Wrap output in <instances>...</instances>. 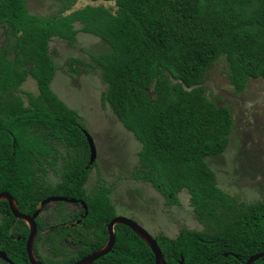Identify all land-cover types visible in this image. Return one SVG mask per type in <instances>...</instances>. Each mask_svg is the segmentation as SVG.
I'll return each instance as SVG.
<instances>
[{
	"label": "trees",
	"instance_id": "1",
	"mask_svg": "<svg viewBox=\"0 0 264 264\" xmlns=\"http://www.w3.org/2000/svg\"><path fill=\"white\" fill-rule=\"evenodd\" d=\"M58 1L64 3L63 14L41 17L29 12L25 0H0V27L13 37L9 47L0 45V193L13 195L26 215L50 194L86 203L88 214L83 208L78 226L83 249L67 264L108 241L107 225L117 215L111 188L101 183L87 193L97 166L87 168V128L51 88L57 72L51 40L73 44L81 31L110 46L94 60L106 84L103 103L141 144L133 177L152 185L171 205L187 192L202 225L182 228L176 237L155 236L166 263L244 264L263 252L264 201H240L220 188L206 162L227 149L233 117L228 107L208 98L204 84L220 57L236 90L264 79V0H89L113 2L115 8L87 5L68 14L79 0ZM28 75L38 94H28L26 104L18 90ZM59 145L66 148L68 162L52 191L46 176L60 172ZM14 222L25 225L7 201H0V249L13 264H30L29 228ZM115 231V246L93 264H155L152 250L131 228L118 224ZM35 251L38 256L37 244ZM0 264L10 263L0 259ZM254 264H264V257Z\"/></svg>",
	"mask_w": 264,
	"mask_h": 264
},
{
	"label": "rangeland",
	"instance_id": "2",
	"mask_svg": "<svg viewBox=\"0 0 264 264\" xmlns=\"http://www.w3.org/2000/svg\"><path fill=\"white\" fill-rule=\"evenodd\" d=\"M25 1L31 14L41 17L63 14L64 3L61 1ZM99 4L115 8L113 2L79 0L65 14ZM74 26L81 28L80 23ZM12 40L9 28L0 27V45L4 43L9 47ZM49 47L57 66L51 88L68 106L78 111L97 147V166L91 170L86 183L87 193L94 192L101 183L106 184L111 188L110 198L117 215L133 219L154 237L160 234L176 237L182 228L202 229L187 192L179 195L178 205H171L152 185L133 177V170L139 164L141 144L123 126L111 107L103 103L106 84L102 70L94 60V57L110 52V46L97 36L80 31L75 43L53 37ZM74 60L78 63L72 65ZM204 87L208 98L219 106L228 107L233 117L227 149L221 155L206 157L207 164L217 174L219 187L240 201H264V79H251L242 91H238L228 78L225 57H220L209 70ZM18 91L27 104L28 94H38L35 79L28 75ZM59 149L63 154L58 164L62 175L68 156L64 146L59 145ZM55 174L50 171L47 177L54 179ZM46 250L43 243H38V256L45 259ZM70 254L68 249L66 258H70ZM57 259L61 261L62 258Z\"/></svg>",
	"mask_w": 264,
	"mask_h": 264
},
{
	"label": "flooded vegetation",
	"instance_id": "3",
	"mask_svg": "<svg viewBox=\"0 0 264 264\" xmlns=\"http://www.w3.org/2000/svg\"><path fill=\"white\" fill-rule=\"evenodd\" d=\"M58 162L61 163L60 160H58ZM61 181L62 175L60 174H55L54 179H49L46 176L45 186L52 188V191H54L57 186L61 184ZM55 196L66 197L63 194H50L45 197V199ZM70 199H75L76 202L51 201L43 206V200H41L38 208L36 209L40 210V213L36 218V223L37 228L38 224L40 223L41 230L39 232L38 229L34 242V249L35 244H37L38 247V243H43L46 246L47 250L45 259L41 258L40 256L38 257L35 253L38 260L43 264H67L68 261L71 262L73 259L79 256L83 249V233L81 230H79L80 227H78L81 225V221L85 216L83 214V206L81 204L82 200L77 198ZM61 203H64V205ZM13 225H18L22 228H25L26 226L28 227L26 223V226L17 222H14ZM29 233L25 238V242H27ZM68 249L71 252L70 258H66ZM53 250H55V252ZM50 254L52 257H50ZM57 258L62 259L61 261H59ZM75 262H72L70 264H73ZM10 264H13V262Z\"/></svg>",
	"mask_w": 264,
	"mask_h": 264
},
{
	"label": "water",
	"instance_id": "4",
	"mask_svg": "<svg viewBox=\"0 0 264 264\" xmlns=\"http://www.w3.org/2000/svg\"><path fill=\"white\" fill-rule=\"evenodd\" d=\"M84 133L86 135L88 146L90 149V160H89V164L87 165V168H89L96 162L98 153H97V147L95 144V140L92 137V135L87 130H85ZM3 200L8 202L10 211L14 215V217L18 220H22L23 222H25L30 229V233H29V236L26 242V252H27L30 264H43L36 257L35 250H34V242H35V238L38 232L36 218L39 215L40 210H36L32 215H26L22 213L19 210L17 200L9 192L0 193V201H3ZM51 201L76 202L75 199H70V198L68 199L66 197H56L55 196V197H49L43 200L42 205L44 206L45 204ZM81 204L83 208L85 209V215H87L88 208H87L86 203L84 201H81ZM118 224L128 226L129 228L133 230V232L137 236H139L141 239L145 241V243L150 247V249L152 250L155 256V264H167L156 238L151 233H149L145 228H143L138 222L134 221L133 219L127 218L125 216H121V215H116L107 225L109 239L106 242V244L102 248L90 253L89 255L83 257L82 259L76 261L73 264H93L95 261L107 255L109 252H111V250L113 249L116 243L115 227ZM263 257H264V251L251 256L244 264H254L255 261ZM0 258L6 262L12 263L7 253L1 249H0Z\"/></svg>",
	"mask_w": 264,
	"mask_h": 264
}]
</instances>
